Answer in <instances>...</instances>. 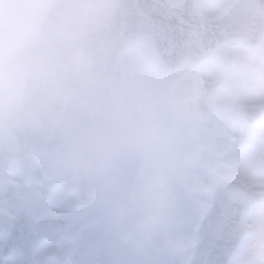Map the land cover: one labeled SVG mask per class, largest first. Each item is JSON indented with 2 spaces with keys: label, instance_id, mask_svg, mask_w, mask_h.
Returning a JSON list of instances; mask_svg holds the SVG:
<instances>
[{
  "label": "clouds",
  "instance_id": "1",
  "mask_svg": "<svg viewBox=\"0 0 264 264\" xmlns=\"http://www.w3.org/2000/svg\"><path fill=\"white\" fill-rule=\"evenodd\" d=\"M125 11L0 0V188L86 220L146 264H191L183 201L198 151L131 61Z\"/></svg>",
  "mask_w": 264,
  "mask_h": 264
},
{
  "label": "rangeland",
  "instance_id": "2",
  "mask_svg": "<svg viewBox=\"0 0 264 264\" xmlns=\"http://www.w3.org/2000/svg\"><path fill=\"white\" fill-rule=\"evenodd\" d=\"M230 1L218 0L223 5ZM226 50L234 54L235 60L233 69L224 73L218 58L212 57L199 68L185 65L176 74H168L144 42L132 46L128 55L157 92L170 102L181 138L196 147L198 166L194 177L209 168L218 169L222 182L232 190L245 189L254 194V210L259 214L264 212V120L249 126L243 115L249 107L264 108V49L255 55L239 48ZM200 82L209 85L213 92L214 112L206 121L193 109ZM58 208L61 214L68 213ZM80 220L77 228L47 242L37 258L56 264L54 252L64 240H72L80 247L72 264H146L150 259L131 256L86 220Z\"/></svg>",
  "mask_w": 264,
  "mask_h": 264
},
{
  "label": "snow or ice",
  "instance_id": "3",
  "mask_svg": "<svg viewBox=\"0 0 264 264\" xmlns=\"http://www.w3.org/2000/svg\"><path fill=\"white\" fill-rule=\"evenodd\" d=\"M226 6L218 0H142L140 39L161 54L209 37ZM184 227L198 239L191 264H264V212L231 193L221 172L209 168L184 194ZM61 210L13 199L0 210V264H36L40 249L58 234Z\"/></svg>",
  "mask_w": 264,
  "mask_h": 264
},
{
  "label": "water",
  "instance_id": "4",
  "mask_svg": "<svg viewBox=\"0 0 264 264\" xmlns=\"http://www.w3.org/2000/svg\"><path fill=\"white\" fill-rule=\"evenodd\" d=\"M142 0H125V17L122 22L120 32L126 49L133 43L140 41L138 25L140 22L138 5ZM213 35L198 40L191 47H181L170 54H161L154 50L157 58L162 62L166 70L173 71L180 68L185 63L200 64L209 53L219 50L229 41L246 40L251 49H256L261 45L264 37V0H235L230 4L219 23L214 28H209ZM202 98L199 107L203 111L206 101H210V92L201 88ZM264 112L249 110L245 120L249 124L259 121ZM229 189V188H228ZM235 196L243 197L254 201L253 195L247 191L240 190ZM21 199L18 192L0 188V206L13 199ZM78 223V218L65 216L58 222V233L74 227ZM198 244V243H197ZM197 246V245H196ZM77 246L73 243H64L56 254L58 264L67 256L76 252ZM196 264H206L198 256L194 258ZM36 264H44L36 262Z\"/></svg>",
  "mask_w": 264,
  "mask_h": 264
},
{
  "label": "flooded vegetation",
  "instance_id": "5",
  "mask_svg": "<svg viewBox=\"0 0 264 264\" xmlns=\"http://www.w3.org/2000/svg\"><path fill=\"white\" fill-rule=\"evenodd\" d=\"M263 49H264V47H263ZM245 51L247 52L246 49H245ZM220 56H221V58L224 59V60L229 59V60L231 61V64L233 65L234 60H235V57L232 56V53L227 52V50H225V51H223V52L221 53ZM231 59H232V60H231Z\"/></svg>",
  "mask_w": 264,
  "mask_h": 264
}]
</instances>
